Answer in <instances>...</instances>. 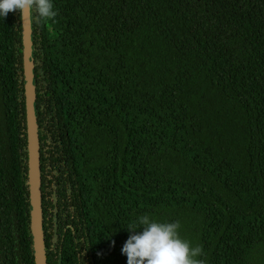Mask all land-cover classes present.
Instances as JSON below:
<instances>
[{
  "label": "trees",
  "instance_id": "trees-1",
  "mask_svg": "<svg viewBox=\"0 0 264 264\" xmlns=\"http://www.w3.org/2000/svg\"><path fill=\"white\" fill-rule=\"evenodd\" d=\"M52 3L33 12L47 264H127L145 214L206 264H264V0ZM22 42L0 17V217L36 264Z\"/></svg>",
  "mask_w": 264,
  "mask_h": 264
},
{
  "label": "clouds",
  "instance_id": "clouds-1",
  "mask_svg": "<svg viewBox=\"0 0 264 264\" xmlns=\"http://www.w3.org/2000/svg\"><path fill=\"white\" fill-rule=\"evenodd\" d=\"M19 11L21 19L35 13L37 22L54 21L52 0H0V17ZM180 222L158 223L145 214L127 228L132 233L122 248L127 264H206L201 246L179 236ZM142 229V231H141Z\"/></svg>",
  "mask_w": 264,
  "mask_h": 264
},
{
  "label": "water",
  "instance_id": "water-1",
  "mask_svg": "<svg viewBox=\"0 0 264 264\" xmlns=\"http://www.w3.org/2000/svg\"><path fill=\"white\" fill-rule=\"evenodd\" d=\"M24 56V88L29 158L28 185L30 190L31 228L36 264H47L43 235V210L40 167V135L37 116L36 70L34 59L33 13L22 18Z\"/></svg>",
  "mask_w": 264,
  "mask_h": 264
},
{
  "label": "flooded vegetation",
  "instance_id": "flooded-vegetation-1",
  "mask_svg": "<svg viewBox=\"0 0 264 264\" xmlns=\"http://www.w3.org/2000/svg\"><path fill=\"white\" fill-rule=\"evenodd\" d=\"M26 150L28 152V149ZM40 167H41V192H42V207H43V235L46 245V235H48L49 232H51L50 230L53 229L50 228V223L52 219L55 218L54 222L57 225V221H56L57 217L55 215H51L52 208H48V203H50L49 201L50 198L48 194L49 192H51V189L49 188V182L47 180L49 176L47 175V172L45 173V170L42 169L41 160H40ZM22 169L23 171L21 175L23 176V179L26 173L28 180V173H29L28 153H27V161L25 162V164L22 163ZM26 184L28 183L26 182ZM42 189L44 190L42 191ZM0 215H5V214L0 213ZM29 217H31L30 214ZM19 219H20V215H16V219L12 220V223H10V221L1 220L0 217V264H15L18 261L19 262L23 260L25 261L26 253L24 252V248L22 244V242H24L25 239L22 237L23 227L20 224ZM31 237L33 243L32 233H31ZM33 257H34V263H36L34 253H33Z\"/></svg>",
  "mask_w": 264,
  "mask_h": 264
}]
</instances>
